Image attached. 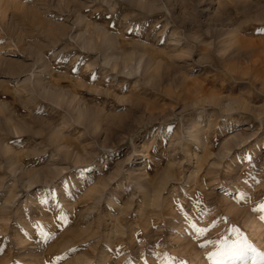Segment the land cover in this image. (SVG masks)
<instances>
[{
	"label": "rangeland",
	"instance_id": "rangeland-1",
	"mask_svg": "<svg viewBox=\"0 0 264 264\" xmlns=\"http://www.w3.org/2000/svg\"><path fill=\"white\" fill-rule=\"evenodd\" d=\"M262 203L264 0H0V264H261Z\"/></svg>",
	"mask_w": 264,
	"mask_h": 264
},
{
	"label": "snow or ice",
	"instance_id": "snow-or-ice-1",
	"mask_svg": "<svg viewBox=\"0 0 264 264\" xmlns=\"http://www.w3.org/2000/svg\"><path fill=\"white\" fill-rule=\"evenodd\" d=\"M259 210L264 211V203H262L260 205ZM261 218L264 219V216H262ZM197 231L203 232L204 230L198 229ZM229 252L233 255V257L238 258V259H243L244 255H245V250L242 248H237L235 245L229 249H221L219 253H216L214 255H218V256L222 257L223 255H226ZM215 264H223V262H222V260L218 259L215 262ZM261 264H264V258L261 259Z\"/></svg>",
	"mask_w": 264,
	"mask_h": 264
},
{
	"label": "bare ground",
	"instance_id": "bare-ground-1",
	"mask_svg": "<svg viewBox=\"0 0 264 264\" xmlns=\"http://www.w3.org/2000/svg\"><path fill=\"white\" fill-rule=\"evenodd\" d=\"M71 34V33H70ZM85 34V33H84ZM83 36V35H82ZM81 36V37H82ZM81 39V38H80ZM83 41V40H82ZM89 43V42H88ZM91 44V43H90ZM94 46V45H93ZM48 92V94L49 95H51L52 97H54V98H56V99H58L59 97H61V96H58L57 94H55V92L53 93V92H50V91H47ZM47 94V95H48ZM60 94V93H59ZM87 115V114H86ZM78 118L79 119H84L85 118V114L84 113H81V112H79V116H78Z\"/></svg>",
	"mask_w": 264,
	"mask_h": 264
}]
</instances>
